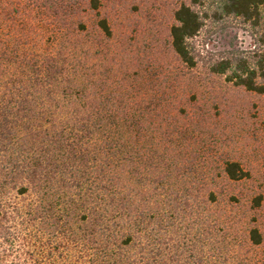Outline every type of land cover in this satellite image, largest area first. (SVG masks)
Segmentation results:
<instances>
[{
    "label": "trees",
    "instance_id": "trees-1",
    "mask_svg": "<svg viewBox=\"0 0 264 264\" xmlns=\"http://www.w3.org/2000/svg\"><path fill=\"white\" fill-rule=\"evenodd\" d=\"M81 1L68 0V6ZM104 1L84 3L99 16L97 30L110 38L108 20L100 17ZM10 2L0 0V224L9 218L10 234L17 235L20 226H34L39 246L28 251L30 260L46 264L59 256L63 264H208L181 244L169 250L168 240L163 243L158 235L187 212L184 204L194 194L186 187L177 191L181 199L155 207L168 197L171 184L173 137L163 128L167 117L149 105L123 102L127 94L114 86L124 81L119 73L90 67L77 56L66 63L59 41L50 43L53 52L36 53L41 45L32 43L30 33L37 26L24 23L21 8L29 7L30 14L39 10L43 23L51 12L57 15L60 0H17L18 9H10ZM194 2L175 10L170 27L171 49L191 69L197 64L191 40L207 19L217 24L233 16L253 28L264 23V0ZM87 28L80 21L76 30ZM257 40L264 45V32ZM96 54L95 60L105 59L103 50ZM211 68L240 88L264 94V54L227 57ZM182 138L188 139L187 130H179L176 141ZM196 160L198 155L182 163ZM222 170L230 181L249 174L229 158ZM208 198L215 202L217 195L210 191ZM152 218L157 224L151 228ZM250 239L262 242L257 228Z\"/></svg>",
    "mask_w": 264,
    "mask_h": 264
},
{
    "label": "rangeland",
    "instance_id": "rangeland-1",
    "mask_svg": "<svg viewBox=\"0 0 264 264\" xmlns=\"http://www.w3.org/2000/svg\"><path fill=\"white\" fill-rule=\"evenodd\" d=\"M182 3L195 5L194 0H105L100 17L108 20L110 38L97 30L99 16L87 9L84 0L75 3V8L68 6V0H60L57 15L51 12L43 23L36 8L32 14L29 7L21 10L24 23L37 26L30 33L32 43L41 45L36 53L53 52L50 43L59 41L68 58L66 63L75 62L77 56L90 67L110 75L119 73L124 81L114 86L119 88L118 94H127L123 102L149 105L167 117L163 128L173 137L169 143L171 184L168 197L160 198L155 207L181 199L177 191L194 188L189 204H184L187 212L172 219L170 228L158 234L163 243L168 240L169 250L175 251L181 244L208 264H264V94L240 88L211 68L227 57L264 54V45L257 40L264 32V23L253 28L233 16L217 24L207 19L191 40L197 61L191 69L171 49L170 27ZM19 6L17 0L8 4L10 9ZM80 21L86 23L87 31L76 30ZM102 50L105 59L95 60L96 52ZM180 109L185 112L180 113ZM180 129L187 130L185 142L183 138L176 141ZM173 155L180 162L176 164ZM196 155L198 160L193 165L182 163ZM228 158L238 161L248 177L230 181L222 170ZM210 191L217 195L215 202L208 198ZM138 204L142 207L143 199ZM151 220L152 228L157 223ZM11 223L9 218L1 220L0 264H46L30 260L28 253L39 246L36 228L20 226L19 235L10 234ZM254 228L262 236L258 245L250 239ZM153 231L157 233V228ZM54 261L63 264V257ZM187 261L195 259L187 257Z\"/></svg>",
    "mask_w": 264,
    "mask_h": 264
}]
</instances>
